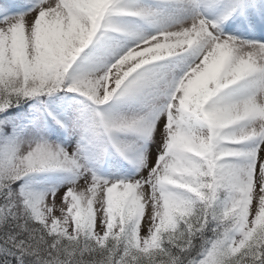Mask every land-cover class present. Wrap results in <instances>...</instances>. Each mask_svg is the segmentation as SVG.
<instances>
[{
	"label": "snow or ice",
	"instance_id": "1",
	"mask_svg": "<svg viewBox=\"0 0 264 264\" xmlns=\"http://www.w3.org/2000/svg\"><path fill=\"white\" fill-rule=\"evenodd\" d=\"M0 264H264V0H0Z\"/></svg>",
	"mask_w": 264,
	"mask_h": 264
}]
</instances>
